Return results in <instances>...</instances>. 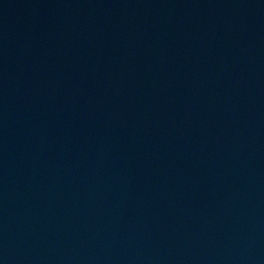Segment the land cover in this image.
I'll return each instance as SVG.
<instances>
[{
  "label": "water",
  "instance_id": "water-1",
  "mask_svg": "<svg viewBox=\"0 0 264 264\" xmlns=\"http://www.w3.org/2000/svg\"><path fill=\"white\" fill-rule=\"evenodd\" d=\"M0 264H264V0H0Z\"/></svg>",
  "mask_w": 264,
  "mask_h": 264
}]
</instances>
